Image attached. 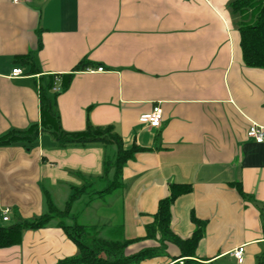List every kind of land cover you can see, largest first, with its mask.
Here are the masks:
<instances>
[{"label": "crops", "instance_id": "0c3cea01", "mask_svg": "<svg viewBox=\"0 0 264 264\" xmlns=\"http://www.w3.org/2000/svg\"><path fill=\"white\" fill-rule=\"evenodd\" d=\"M230 2L0 0V137L40 124L42 81L56 76L55 91L72 75L56 98L63 130L114 126L126 150L138 148L118 188L94 196L114 179V170L104 174L116 146L60 148L49 133L30 150L24 143L0 146V226L43 216L47 197L64 210L73 187L92 184L67 219L103 239L141 240L128 247L130 255L159 245L144 240L146 228L171 184H185L192 192L173 204L171 226L188 240L203 223L197 258L264 264V142L248 137L253 123L264 128V69L245 65ZM16 68L24 73L13 78ZM156 106L163 123L150 128L140 118ZM95 182L106 186L96 190ZM58 223L25 231L19 244L0 249V264H58L77 256ZM242 246L239 263L233 252ZM168 253L140 264L182 261L178 246L169 244Z\"/></svg>", "mask_w": 264, "mask_h": 264}, {"label": "trees", "instance_id": "16d2710c", "mask_svg": "<svg viewBox=\"0 0 264 264\" xmlns=\"http://www.w3.org/2000/svg\"><path fill=\"white\" fill-rule=\"evenodd\" d=\"M230 11L235 19L241 34V47L244 63L250 68L264 69V0H231ZM43 46L39 40V49ZM30 56L22 58V61H30ZM88 64H81L78 69L85 70ZM32 72H38L32 67ZM55 77H49L47 82L42 81L40 88L41 99V123L33 124L27 130H12L0 137V146H10L15 143H24L30 150L43 133H49L55 139L60 148L72 145L86 146L93 143H101L106 146H116L118 154L114 162L107 161L105 164L104 177L107 178L114 170V179L102 191H94L92 195L104 196L115 191L119 184V178L123 167L134 158L138 148L126 150L123 138L115 131L114 126H94L88 124L86 130L69 133L63 130L59 113L56 111V98L60 92L66 90L71 82L72 75L64 80L60 91H54ZM44 80V78H42ZM52 91L55 97H51ZM92 187V184H89ZM237 189L244 196L242 185ZM170 195L161 200L154 221L146 228L144 240L156 241L159 245L143 248L134 254H127L130 245L141 240H107L94 236L95 228L82 226L78 223L67 225L65 219L69 218L73 202L87 193L89 190L82 187H73L72 195L64 210L58 209L50 197H47V212L34 220L21 221L20 223L0 226V249L17 245L21 242L23 233L27 230H38L48 227L52 222L58 221L70 239L77 245L79 254L72 258L60 261L58 264H140L149 259L168 256V245L174 244L181 250V256L175 264H205L196 256L198 244L203 237V223L198 222V228L188 240L180 239L172 230V206L182 195L192 192L191 185L171 184ZM175 260V261H177Z\"/></svg>", "mask_w": 264, "mask_h": 264}, {"label": "built area", "instance_id": "2783aa9c", "mask_svg": "<svg viewBox=\"0 0 264 264\" xmlns=\"http://www.w3.org/2000/svg\"><path fill=\"white\" fill-rule=\"evenodd\" d=\"M14 1L19 2L20 0H14ZM88 71L94 72L93 69H88ZM97 71L103 72L104 68L103 67L98 68ZM23 73L24 72L22 69L16 68L13 70L12 77L13 78L20 77L23 75ZM55 91H60V89L55 88ZM140 121L142 123L147 124L150 128H160L163 123L162 109L159 106H156L153 109L152 113L142 116L140 118ZM248 137L256 141L257 143H263L264 142V128L259 126L256 123H253L248 130ZM9 214H10V209H6L3 212V220L5 222L10 221ZM244 252H245V249L243 246L233 252V256H235V258L238 260L239 263H243L244 261Z\"/></svg>", "mask_w": 264, "mask_h": 264}, {"label": "rangeland", "instance_id": "374dc122", "mask_svg": "<svg viewBox=\"0 0 264 264\" xmlns=\"http://www.w3.org/2000/svg\"><path fill=\"white\" fill-rule=\"evenodd\" d=\"M83 186H84L85 188H87L88 190L91 189V187L89 186V184H85V185H83ZM105 186H106L105 184H99V182H95L94 188H95L96 190H101V189H103ZM66 223H67L68 225H72L74 222H73V221H69L68 219H66ZM9 224H11V223H9Z\"/></svg>", "mask_w": 264, "mask_h": 264}]
</instances>
